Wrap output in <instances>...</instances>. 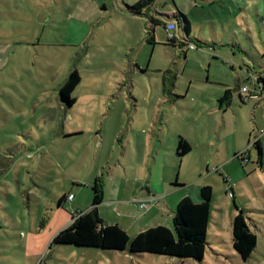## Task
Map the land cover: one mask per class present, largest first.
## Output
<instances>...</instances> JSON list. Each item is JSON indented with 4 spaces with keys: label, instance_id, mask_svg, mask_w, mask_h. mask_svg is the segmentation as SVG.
<instances>
[{
    "label": "rangeland",
    "instance_id": "374dc122",
    "mask_svg": "<svg viewBox=\"0 0 264 264\" xmlns=\"http://www.w3.org/2000/svg\"><path fill=\"white\" fill-rule=\"evenodd\" d=\"M139 1L0 0V264H264V92L245 103L238 95L241 86L257 91L264 75V0H154L151 15L146 8L129 15ZM177 11L191 21L196 49L167 43L165 16ZM152 19L160 21L154 32ZM176 35L180 42L182 28ZM75 70L81 82L72 116H88V128L132 115L145 123L164 81L177 113L187 115L184 129L208 125L213 148L232 152V198L220 166L199 168V179L207 178L213 190L203 261L52 244L57 232L47 228L60 212L58 199L66 189L82 195L85 185L50 184L45 167L13 159L38 120L50 127L61 113L60 87ZM228 89L231 105L220 109L218 98ZM244 153L248 161L236 157ZM192 171L185 165L183 177ZM70 205L63 204L58 226L73 222ZM240 212L257 235L247 262L233 249V219Z\"/></svg>",
    "mask_w": 264,
    "mask_h": 264
},
{
    "label": "crops",
    "instance_id": "0c3cea01",
    "mask_svg": "<svg viewBox=\"0 0 264 264\" xmlns=\"http://www.w3.org/2000/svg\"><path fill=\"white\" fill-rule=\"evenodd\" d=\"M151 6L146 8L149 15L152 12ZM103 7L106 8V5ZM127 13L134 15L129 11ZM165 17L169 21L164 24V28L168 23L178 25L177 12ZM190 26L192 34L191 21ZM191 34V40L196 41ZM162 84L164 94L154 98V109L144 120L145 123L132 115L128 116L126 122L116 120L110 125L104 120L100 128L93 130L88 128L91 120L88 116L85 114L78 115L77 118L72 116L78 103L74 93L72 98L75 103L70 107L59 99L61 113L51 119L50 127L44 126V122L38 120V129H30L31 137L23 139L24 148L20 156L13 159L14 164L24 161L23 159L34 160L38 169L41 166L46 168L42 176L48 178L50 184L55 180L56 183L62 181L73 185L77 183L85 185L84 188H79L83 191L82 195L74 196L72 201L67 199L69 195H73L66 194L68 189L63 193L65 196L63 204L70 203L73 209L71 216L92 208L94 197L92 188L97 185L103 195L98 212L106 225H118L130 237L158 226L171 229V220L179 202L186 197L199 202L200 189L210 187L207 178L199 179V168L206 167L208 172L210 167L220 166L225 175L224 181L227 183L226 179L230 180L233 175L228 169L233 154L229 148L223 154L213 148L209 141L208 125L203 124V129L194 127L187 132L184 129L186 124L184 116L187 115L177 113L178 108L173 105L171 90L167 89L164 81ZM263 92L260 88L257 91L250 89L249 95L256 98ZM238 95L240 100L241 98L244 100L246 96L240 89ZM224 107L228 108L226 103L221 106L219 104L220 109ZM181 138L191 146L190 153L183 158H179L176 153ZM6 142L5 146H8L12 141ZM188 164H191V168L194 167L195 172L192 171L190 178H185L183 170ZM59 170L62 172L61 177L54 178ZM214 171L217 172L218 168ZM152 197H157L158 201L148 210L141 209L140 203L147 202ZM62 206L58 205L57 211L60 212L54 222L52 220L49 222L47 230L53 227L51 231L58 233L66 228V222L57 225L59 216L63 213ZM43 227L42 223L41 228Z\"/></svg>",
    "mask_w": 264,
    "mask_h": 264
},
{
    "label": "trees",
    "instance_id": "16d2710c",
    "mask_svg": "<svg viewBox=\"0 0 264 264\" xmlns=\"http://www.w3.org/2000/svg\"><path fill=\"white\" fill-rule=\"evenodd\" d=\"M154 0H141L136 5L129 7V12L139 15L141 8H148ZM178 29L182 28L183 37L180 42L177 39L167 41L171 46H180L187 49L190 38L191 26L187 16L177 11ZM160 22L153 20L152 27ZM148 41H151L149 39ZM179 43H178V42ZM81 82L78 71H73L60 87L61 100L72 106L75 100L72 95ZM257 84L264 91V75L259 76ZM238 89H241L239 87ZM232 91L227 90L219 99L220 106L226 103L229 107L232 99ZM242 103L245 101L241 98ZM258 157L261 162L263 149L259 141L256 142ZM191 151V146L182 138L178 141L176 153L183 158ZM237 158L242 159L241 155ZM94 197L92 208L86 212H80V216L72 214L73 222L60 230L52 240V244L72 245L77 247L97 248L103 250L128 251L131 255L153 254L180 259H192L203 261L208 245V228L212 218L211 202L213 199L212 187L200 189V201L195 202L191 198L182 199L176 207L173 217L172 228L158 226L148 229L131 238L127 232L118 225H106L101 219L98 206L103 201L102 192L97 185L93 188ZM65 201V196L58 201L59 207ZM233 249L242 259L247 262L257 247V235L249 227L243 212L233 219L232 225Z\"/></svg>",
    "mask_w": 264,
    "mask_h": 264
},
{
    "label": "built area",
    "instance_id": "2783aa9c",
    "mask_svg": "<svg viewBox=\"0 0 264 264\" xmlns=\"http://www.w3.org/2000/svg\"><path fill=\"white\" fill-rule=\"evenodd\" d=\"M165 31H166V34H167V39H168L169 41L177 39V35H176L177 24H175V23H168V24H166V26H165ZM188 46H190V49H196V45L193 44L192 42L187 43V48H188ZM249 90H250V89H249V87H247V86L242 87V88L240 89L241 93L246 94V96L244 97V101H245V102H246V101H249V99L252 98V96L249 95ZM245 153H246V152H245ZM245 153H244V154H241V157H242L244 160H247V161H248V159L245 158ZM226 182L228 183V185H229L230 188H231V192H232V193L230 194V197L232 198V197H234L233 190H234V188L236 187V185H235V184H232L231 181H230L228 178L226 179ZM73 198H74L73 195H69L67 199H68L69 201H72ZM157 201H158V198H157V197H152V198H151L150 200H148L147 202H141V203H140V207H141V209H143V210H148V209L151 208V207H152ZM77 215L80 216L81 214H80V213H77Z\"/></svg>",
    "mask_w": 264,
    "mask_h": 264
}]
</instances>
